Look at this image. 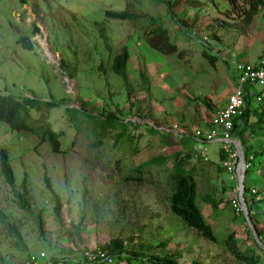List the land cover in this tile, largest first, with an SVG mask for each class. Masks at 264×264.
<instances>
[{
    "label": "rangeland",
    "instance_id": "rangeland-1",
    "mask_svg": "<svg viewBox=\"0 0 264 264\" xmlns=\"http://www.w3.org/2000/svg\"><path fill=\"white\" fill-rule=\"evenodd\" d=\"M166 1L0 0V92L52 102L29 109L31 128L13 130L0 120V148L7 152L14 173L13 185H8L0 173V212L20 233L17 239L0 220V264H17L27 257L38 264H72L70 259L101 249L110 237L120 243L112 249L107 264H150L147 257L152 254L169 256L175 264H189L192 259L202 264H245L224 249L223 238L230 230L239 247L244 251L252 247L264 264L261 248L254 244L242 212L231 204L237 180L221 165L226 154L220 142L204 145L189 135L181 136L190 147L186 164L195 167V202L211 224L214 240L199 234L168 209L165 173L154 165L144 175L147 181L122 178L132 165L157 152L169 155L176 149L187 151L189 147L177 144L154 147L161 135L154 125L176 122L178 129L192 135L205 117L201 106L209 111L210 103L224 98V87L228 83L232 87L236 62L253 61L263 49L264 35L258 34L262 27L259 12L247 9V16L239 22L225 26L224 20L218 22L225 15L228 19L242 15L247 0H235L233 7L230 0L193 4L196 17L191 25L222 49L230 48L227 54L211 51L198 37L179 30L174 14L182 18L181 10L173 5L175 11H166ZM178 1L182 5L186 0ZM127 4L140 14L134 21L104 17L105 8L122 9ZM224 7H230V11H222ZM206 11L211 17L202 22L198 17ZM150 14L185 49L182 58L165 55L144 42L140 27ZM223 30L229 38H218ZM20 35L28 37L32 48H24L17 41ZM122 44L129 53L126 79L130 86L109 65L110 55ZM174 57L182 66L174 68ZM141 69H145L149 85L140 80ZM254 87L261 90L262 98L251 103L264 108V88ZM108 109L115 117L102 133L105 121L98 113L105 115ZM126 119L133 123H126ZM255 120V114L247 118L248 123ZM49 124L59 132L62 151H51L36 132ZM244 136L245 145L262 154L252 158L243 182L256 191L255 198L264 199V123L251 132L246 130ZM98 139L100 142H96ZM219 148L225 154L223 158ZM163 165L168 167L169 160ZM43 174L58 195L61 224ZM22 175L30 208L41 218V230L33 216L14 201ZM202 193L219 199L217 206L212 208L202 200ZM263 220L264 213L259 217ZM117 250L128 258L118 257ZM51 258L57 260L51 263Z\"/></svg>",
    "mask_w": 264,
    "mask_h": 264
},
{
    "label": "trees",
    "instance_id": "trees-1",
    "mask_svg": "<svg viewBox=\"0 0 264 264\" xmlns=\"http://www.w3.org/2000/svg\"><path fill=\"white\" fill-rule=\"evenodd\" d=\"M233 5L236 3L235 0H230ZM256 1V0H255ZM251 0L250 6L254 7L256 2ZM167 10L171 9L173 5L175 7L178 5V0H173L170 2L166 1ZM132 6L128 4L124 6L122 9H111L105 8L103 10L104 17L108 18H117V19H129L135 20L140 14L136 13L132 10ZM234 8L231 9V11ZM172 10V9H171ZM174 10H172L173 12ZM171 12V13H172ZM234 13H238V11H233ZM245 13V11H244ZM174 14V13H172ZM175 16V14H174ZM37 29L36 27L34 28ZM140 31L143 37L144 42L158 50L159 52L165 55H173L178 58H182L185 52V49L179 47L175 40L171 39L168 33V28L166 26L161 25L157 22L156 17L151 15L148 17L146 24L143 27H140ZM99 32L102 36L105 45L108 47L109 45L106 43L105 34L102 32L101 27H99ZM17 41H20L21 45L24 48H31V41L28 39L26 35H20L17 38ZM110 69L120 76L126 86H130V83L127 82L126 75V62L128 60L129 53L124 44H122L117 51L110 55ZM212 57V56H211ZM140 80L146 82L149 85V80L147 77V73L145 69H141L138 71ZM261 91V90H260ZM42 103L52 104L49 101H38L33 96H24L21 98H16L11 94H4L0 92V120L4 121L10 129L19 130V129H28L31 128L28 123V119L30 117L29 109L31 107L38 108ZM99 117L105 121V128H102V133L106 131V126L111 122V120L115 117L114 112L111 109H108L105 115L98 113ZM250 114L256 115V120L248 123L247 118ZM264 108L259 107V105H252L249 101V95H245V107L241 113V115L233 120L231 133L232 135L239 140L242 144V156L244 160V175L247 172L249 164L253 157L261 156V150L253 149L249 145H245V136L244 132L248 130L251 132L254 128L260 127L264 123ZM126 123H133L132 120L126 119ZM124 123V122H123ZM155 129L161 134L160 138L153 145L159 144H174L181 145L182 147L188 148L186 141H184L181 136H185L186 134H177L175 131L166 130L154 125ZM150 128V127H149ZM151 129V128H150ZM152 130V129H151ZM36 132L39 135L41 140H45L49 146L51 151L58 152L63 149L60 147L59 142V132L53 129L50 124L46 125L42 130L39 128L36 129ZM96 142H100L98 139ZM188 151H190V147L187 151L182 149H176L171 152L169 155H165L162 152H157L150 157L141 160L135 165L130 167V171L126 172L125 175H121L122 178L143 182L149 179L144 177L146 172H150V165H154L156 170H161L165 173V181L168 186L164 193L165 199L167 201L168 209L180 217L188 226L192 227L199 234L207 237L210 240L215 239L214 231L211 227V224L203 217L198 205L195 202L196 195V180L193 175L195 167L191 165H187L186 161L189 156ZM225 154L222 153V150L219 148V156L223 158ZM264 158V157H263ZM202 159V158H201ZM169 160V166L165 167L163 164ZM0 173L2 175L3 180L8 185H13L14 183V173L12 166L9 162L8 154L3 149L0 148ZM120 176V175H118ZM43 182L45 187L52 193L55 204L53 206L54 213L58 222L61 224L62 221L60 219L59 213V200L58 195L53 190L49 178L46 174H43ZM244 190L242 193L243 201L246 205V210L250 220L254 226L255 232L257 236L264 237V220L259 221V217L264 213V209L261 206H264L263 198H255L256 191L251 192L249 190L248 184L244 181ZM19 189L15 190L14 201L16 205L22 208L24 211L33 216L36 226L39 230H41V218L37 212H33L30 208L28 199H27V185L25 175L21 176L19 182ZM258 192V191H257ZM261 192V191H260ZM201 199L205 202L209 203L212 208L217 206L219 199H215L213 196L208 193H202ZM241 212V210H238ZM0 220L8 227V229L15 235L17 239L20 238L19 230L12 225L8 220L5 219L4 214L0 212ZM250 231V228L247 227ZM253 238V237H252ZM253 242L256 246H259L258 243L254 240ZM120 243V240L116 237H110L105 245L101 247L104 249V255L101 257H96L95 259H86L83 255L79 256V259H70L72 264L79 263H90V264H107L104 260L105 256L113 255L112 249ZM223 246L228 253L233 255L236 259L243 261L245 264H260V257L257 253L254 252V249L250 247L247 251L242 250L237 244L236 237L234 235V231H227L223 238ZM261 248V247H260ZM115 254L119 257L123 253L117 250ZM122 258H128L127 255H122ZM30 258V257H28ZM51 263H54L56 258H51ZM147 259L150 264H175V260L169 256L164 255H148ZM64 260V259H63ZM83 261V262H82ZM65 261H63L64 263ZM189 264H202L197 259H192Z\"/></svg>",
    "mask_w": 264,
    "mask_h": 264
},
{
    "label": "built area",
    "instance_id": "built-area-1",
    "mask_svg": "<svg viewBox=\"0 0 264 264\" xmlns=\"http://www.w3.org/2000/svg\"><path fill=\"white\" fill-rule=\"evenodd\" d=\"M201 40L205 44L210 42V39L206 35H201ZM237 69V80L232 85L231 90L227 93L224 104L214 110L208 118V125H200L196 127L191 136L197 142L204 145L208 141H219L221 149L226 154V157L221 161V165L224 166L230 176L235 175V177L237 163L235 142H237V140L232 137L231 127L233 120L241 115L245 107V95H249L250 102L251 100L259 101L261 99V95L257 90L253 89V86H264V53L259 54L255 60V64L248 62L237 63ZM166 129H170L173 132L175 131L179 135L185 134L183 130L178 129L176 122H172L169 127H166ZM194 155L197 154L194 153ZM244 166H246V164H244ZM249 190L254 192L252 187H249ZM233 192V195L230 197L231 204L236 210H241L237 184L233 189ZM257 239L259 240L258 244L261 247V256L264 259V237L257 236ZM103 255L104 250L96 248L92 251L85 252L83 256L86 259H95L96 257H101ZM110 258V256H105V262L108 263ZM18 264L38 263L35 259L26 258Z\"/></svg>",
    "mask_w": 264,
    "mask_h": 264
},
{
    "label": "crops",
    "instance_id": "crops-1",
    "mask_svg": "<svg viewBox=\"0 0 264 264\" xmlns=\"http://www.w3.org/2000/svg\"><path fill=\"white\" fill-rule=\"evenodd\" d=\"M199 1L200 0H186L185 1V3L184 4H182V5H177L176 6V9H178V10H181V12H179V13H182L181 14V16H182V18H177V15H175V18L177 19V23L175 24L176 26H177V28L179 29V30H181L182 32H184L185 34H186V30H187V25H191V22L192 21H194L195 20V17H196V15L194 14V6H193V4L194 3H196V4H198L199 3ZM249 1H251V0H248V2H247V6H244V7H242V9H241V11L243 12V14L242 15H240L238 18H230V19H228L227 17V15H225V19H218V22H222V20H224V22H223V24H224V26L225 25H229V24H234L235 22H239V19H245V17L247 16V9H250L249 11H253L255 14H258V12H259V15L258 16H260V18L259 19H261V29H260V31H259V29H258V34H262V35H264V4L262 3L263 2V0H253V1H255L256 2V5L254 6V7H251L250 6V2ZM179 2V1H178ZM236 2V1H235ZM231 6V5H230ZM243 6V5H242ZM238 7V6H237ZM227 8L228 7H224L223 9H222V11H224L225 9L227 10ZM228 10L230 11V7L228 8ZM175 11V10H174ZM218 11H221V10H218ZM244 11H245V13H244ZM174 13H176V12H174ZM211 15V12L210 11H206V15H204V16H202L201 18H199L198 17V19H202V22L204 21V22H206L208 19H209V17H211L210 16ZM206 18V19H205ZM247 20H249L248 18H247ZM227 21V22H226ZM198 22H200V21H198ZM239 24H241V23H238L237 24V28H239ZM217 25H220L219 23L217 24ZM208 26H210V25H208ZM191 27H194L193 25H191L190 26V28ZM189 28V29H190ZM188 36V35H187ZM218 38H222V39H225V38H229V35H228V33H224V30H223V32L222 33H220L219 35H218ZM225 50H227V48H225ZM263 51H264V43H263V49H262ZM262 50L259 52V53H261L262 52ZM258 53V54H259ZM258 54H256V56L254 57V59H253V61L256 59V57H257V55ZM233 55V52L231 51L230 52V57ZM168 56H170V57H173V55H168ZM180 66H182V63H180V61L177 59V58H175L174 57V68H176V67H180ZM156 78V77H155ZM235 78H236V76H235ZM235 78L233 79V82H234V80H235ZM156 81H157V79H156ZM233 82H232V84L231 85H233ZM231 88H230V84L228 83L225 87H224V89H223V92H222V96H224V98H221V97H219L218 98V100H216L215 101V103H214V105L212 104V103H210L209 104V111H205L204 109H203V106H201V108H200V111L202 112V114L203 115H205V117L201 120V122L198 124V126L199 125H201V124H204V125H207V120H208V118L211 116V114L214 112V110L217 108V107H219V106H221V105H223L224 104V102H225V99H226V93H227V91H229ZM163 126V125H162ZM166 126V125H165ZM188 133V132H187ZM188 135H189V137L191 136L189 133H188ZM187 135V136H188ZM212 141H216V140H212ZM217 142H219V141H217Z\"/></svg>",
    "mask_w": 264,
    "mask_h": 264
},
{
    "label": "water",
    "instance_id": "water-1",
    "mask_svg": "<svg viewBox=\"0 0 264 264\" xmlns=\"http://www.w3.org/2000/svg\"><path fill=\"white\" fill-rule=\"evenodd\" d=\"M235 147H236V151H237L236 180H237L238 198H239V203L241 206V212H242L243 217L246 221V224L248 225V227L250 228V230L252 232L253 238L258 243L259 240L257 239L256 232H255L254 226L250 220V217L248 216V213L246 210V205L243 201V196H242V192L244 190V184H243L244 163H243L241 145L239 144V142H235Z\"/></svg>",
    "mask_w": 264,
    "mask_h": 264
},
{
    "label": "clouds",
    "instance_id": "clouds-1",
    "mask_svg": "<svg viewBox=\"0 0 264 264\" xmlns=\"http://www.w3.org/2000/svg\"><path fill=\"white\" fill-rule=\"evenodd\" d=\"M248 1V0H247ZM263 4H264V0H263V2H262ZM242 14H243V12H242ZM203 32H199V31H197L194 27H191L189 30H186V35H188L189 37H198L197 38V40L198 41H200L204 46H206L207 48H209L211 51H214V52H217V51H219V50H223L222 52L223 53H225V54H227V52L229 51V49L230 48H227V50H225V48H221V47H219L218 45H216V41L215 40H213L212 38L210 39V42L208 43V44H205L202 40H201V35H206L207 37H208V35L207 34H202ZM209 38V37H208ZM32 48V47H31ZM50 49V48H49ZM51 50V49H50ZM52 52H54L53 50H51ZM204 53H205V51H204ZM261 53H264V51H262ZM260 54V53H259ZM259 54L257 55V57L259 56ZM212 57L210 58V60H212V59H214V55H211ZM257 57H256V59H257ZM255 59V60H256ZM255 60L254 61H248V60H244V61H237L236 62V64H235V67H236V69H237V63H239V62H248V63H251V64H255ZM237 77H238V69H237V74H236V78H235V80H234V82H233V84L236 82V80H237ZM67 81H68V79H67ZM255 86V85H254ZM253 86V89H255V90H257L258 92H259V94H261V91L260 90H258V89H256L255 87ZM259 86V85H258ZM261 88H264V86H260ZM231 90V89H230ZM4 94H6V93H4ZM262 98V97H261ZM261 100V99H260ZM251 103V102H250ZM260 105V104H259ZM31 116V115H30ZM30 118V117H29ZM238 118V117H237ZM236 119V118H235ZM171 125V124H170ZM169 125V126H170ZM201 125H204V124H201ZM207 125H208V120H207ZM169 126H165V125H160L159 127L160 128H163V129H166V127H169ZM200 126V125H199ZM196 127H198V126H196ZM195 127V128H196ZM167 130V129H166ZM169 130V129H168ZM184 131V130H183ZM185 132V131H184ZM185 136H187L188 135V133L187 132H185ZM192 136V135H191ZM232 137H234L233 135H232ZM235 138V137H234ZM236 140H237V142H239V140L237 139V138H235ZM209 142V141H208ZM239 144L241 145V151H242V144L239 142ZM243 162H244V160H243ZM245 167V166H244ZM244 184V183H243ZM243 193V192H242ZM257 236V235H256ZM253 237V236H252ZM255 240V239H254ZM43 254V253H42ZM28 258V257H27ZM24 259H26V258H24ZM24 259H22V260H24ZM30 259H34V258H30ZM21 260V261H22ZM36 260V259H35ZM20 261V262H21ZM18 264V263H17Z\"/></svg>",
    "mask_w": 264,
    "mask_h": 264
},
{
    "label": "bare ground",
    "instance_id": "bare-ground-1",
    "mask_svg": "<svg viewBox=\"0 0 264 264\" xmlns=\"http://www.w3.org/2000/svg\"><path fill=\"white\" fill-rule=\"evenodd\" d=\"M47 52H50V50L48 49V51Z\"/></svg>",
    "mask_w": 264,
    "mask_h": 264
}]
</instances>
